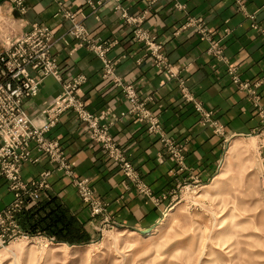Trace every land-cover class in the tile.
Listing matches in <instances>:
<instances>
[{"label":"crops","instance_id":"crops-1","mask_svg":"<svg viewBox=\"0 0 264 264\" xmlns=\"http://www.w3.org/2000/svg\"><path fill=\"white\" fill-rule=\"evenodd\" d=\"M26 2L28 11L21 14L11 0H0V33L21 34L35 22L54 30L52 53L63 82L76 74L87 76L80 97L103 124L110 125V136L138 175V181L127 177L74 112L63 113L48 132L62 143L70 173L33 145L23 179L30 181L50 170V186L41 196L59 197L91 235L112 225L134 232L155 229L181 184L194 179L209 182L232 141L264 129V0H122L120 10L114 0H105L98 16L84 0ZM67 9L108 48L112 75L105 74L96 52L76 47L68 33L72 21L62 14ZM124 11L130 22L121 16ZM139 30L160 45L163 62L136 37ZM215 46L220 55L214 54ZM231 68L242 81L260 83L255 94L233 83ZM128 85L140 93L144 105L139 112L133 111L124 92ZM62 89V82L49 76L39 94L26 101L36 125L48 123L43 110ZM196 104L211 117L198 112ZM150 116L159 122L158 132L150 131ZM78 178L90 180L104 205L101 214L92 216L82 202ZM141 183L152 194L142 192ZM13 201L10 182L0 175V214ZM2 247L0 237V254Z\"/></svg>","mask_w":264,"mask_h":264},{"label":"rangeland","instance_id":"rangeland-1","mask_svg":"<svg viewBox=\"0 0 264 264\" xmlns=\"http://www.w3.org/2000/svg\"><path fill=\"white\" fill-rule=\"evenodd\" d=\"M174 195L148 241L154 229L113 225L80 245L31 235L5 243L0 264H264V129L232 141L209 182L188 181Z\"/></svg>","mask_w":264,"mask_h":264},{"label":"built area","instance_id":"built-area-1","mask_svg":"<svg viewBox=\"0 0 264 264\" xmlns=\"http://www.w3.org/2000/svg\"><path fill=\"white\" fill-rule=\"evenodd\" d=\"M114 1L117 3L116 9H122V0ZM147 1L153 2L154 0ZM11 2L13 9L21 14L28 11L26 0H11ZM59 3L67 6V3L63 1ZM84 3L91 7L92 14L98 16L105 0H84ZM62 14L72 21L68 33L75 39L76 47L86 46L89 50L96 52L103 61L105 74L112 75L114 66L108 56V48L90 35L84 22L77 18L75 12L67 9ZM121 16L128 22L132 20L125 11ZM83 17L86 16L83 15ZM189 23L192 24L193 19H190ZM136 37L145 41L154 57L163 62L160 45L150 39L144 31H137ZM54 43V30L40 22L33 23L29 31L21 34L0 33V175L8 179L10 188L14 192V201L0 214V237L3 246L12 239L31 236L21 227L18 215L26 207L35 204L42 192L50 186V170L43 171L30 181H25L22 177L23 166L32 160L33 145L35 144L42 154L66 167L67 172L70 173L62 143L58 139L48 137V132L58 123L63 113L74 112L78 119L84 125L86 124L92 139L103 145L109 156L121 165L126 176L138 181L133 165L110 136V125L103 124L101 117L91 111L79 95L80 88L87 82V76L80 73L63 82L58 59L52 53ZM215 47L213 48L214 54L220 55L221 49ZM169 72L174 75L172 70L169 69ZM229 73L233 83L240 89H248L255 94L254 87L260 86V83L252 84L242 81L235 68H231ZM49 76H54L61 81L63 89L57 97L47 103L43 110L48 115V123L39 126L28 114L25 104L28 99L39 94L42 81ZM124 92L133 105V111L139 112L144 103L140 101L141 96L138 89L134 85H128L124 88ZM195 106L197 111L205 117H211V113L206 111L201 104ZM149 118L150 131L158 132L160 124L156 117L150 116ZM75 184L82 202L90 209L92 216L101 214L104 211V205L96 196L90 180L78 178ZM138 186L142 192L152 194L151 189L145 184L141 183ZM47 239L55 241L54 238L47 237Z\"/></svg>","mask_w":264,"mask_h":264},{"label":"trees","instance_id":"trees-1","mask_svg":"<svg viewBox=\"0 0 264 264\" xmlns=\"http://www.w3.org/2000/svg\"><path fill=\"white\" fill-rule=\"evenodd\" d=\"M18 220L31 235H44L56 242L80 245L92 239L84 223L52 194L41 196L35 204L26 207Z\"/></svg>","mask_w":264,"mask_h":264},{"label":"bare ground","instance_id":"bare-ground-1","mask_svg":"<svg viewBox=\"0 0 264 264\" xmlns=\"http://www.w3.org/2000/svg\"><path fill=\"white\" fill-rule=\"evenodd\" d=\"M174 213H175L174 211L170 212L168 214V219H166V221L169 220L170 218H172L174 216ZM163 228H164V225H160V226L156 227L149 234H147L146 236H143L145 238L144 241H148L153 234H160L162 232ZM63 244H66V243H63Z\"/></svg>","mask_w":264,"mask_h":264}]
</instances>
